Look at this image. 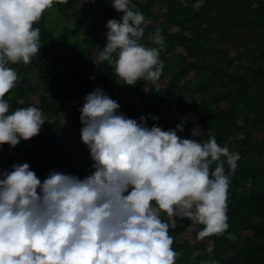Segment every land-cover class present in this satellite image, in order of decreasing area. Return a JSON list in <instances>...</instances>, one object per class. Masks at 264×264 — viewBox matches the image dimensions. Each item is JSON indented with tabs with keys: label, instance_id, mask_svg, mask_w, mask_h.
<instances>
[{
	"label": "clouds",
	"instance_id": "clouds-1",
	"mask_svg": "<svg viewBox=\"0 0 264 264\" xmlns=\"http://www.w3.org/2000/svg\"><path fill=\"white\" fill-rule=\"evenodd\" d=\"M54 2L0 0V150L38 134L45 121L35 105L10 111L5 95L18 80L11 65H27L39 53L34 25ZM110 3L122 15L106 21V44L93 62L106 61L127 85L143 80L155 88L164 68V37L157 29L151 37L156 46L140 43L144 15L135 0ZM17 104H24L22 97ZM119 109L100 86L84 96L81 140L93 163L83 178L49 170L41 181L28 162L0 169V264H176L180 253L169 229L177 217L203 225L199 239L226 234L239 153L215 135L205 141L179 136L182 122L148 126L147 119L158 115L130 118Z\"/></svg>",
	"mask_w": 264,
	"mask_h": 264
},
{
	"label": "trees",
	"instance_id": "trees-1",
	"mask_svg": "<svg viewBox=\"0 0 264 264\" xmlns=\"http://www.w3.org/2000/svg\"><path fill=\"white\" fill-rule=\"evenodd\" d=\"M135 3L144 15L140 43L156 46L151 37L157 29L164 37L160 53L164 68L158 85L153 88L143 80L127 85L106 61L93 62L106 44V21L119 20L122 15L110 0H56L57 11L77 25H64L55 34L47 27L46 9L34 25L40 29L39 53L27 65H11L18 80L5 95L10 111L35 105L45 121L33 137L21 139L12 148L3 145L0 169H10L13 162H28L41 181L49 170L80 178L90 174L93 161L81 140L79 108L84 96L100 86L119 103L118 111L130 118L153 113L159 119L148 118L146 123L163 129L182 122L184 130L179 136L205 141L215 135L219 144H227L240 155L228 189L226 234L199 239L203 225L177 217L176 227L169 229L172 247L180 253L176 264H205L212 259L219 264H264V0ZM64 61L69 62L66 71L74 83L71 90L58 73ZM31 72L38 83H33ZM21 97L22 105L17 104ZM73 98L70 128L62 115ZM187 231L191 238L182 234Z\"/></svg>",
	"mask_w": 264,
	"mask_h": 264
},
{
	"label": "rangeland",
	"instance_id": "rangeland-1",
	"mask_svg": "<svg viewBox=\"0 0 264 264\" xmlns=\"http://www.w3.org/2000/svg\"><path fill=\"white\" fill-rule=\"evenodd\" d=\"M64 25H70L75 27L77 25L76 21L73 19H67L66 17H64L63 15H61L56 7L54 5H52V7L47 9V27L51 28L53 30V32L55 34H60L63 26ZM69 62L68 61H64L62 62L59 67H58V73L60 74L63 82H65L66 86L68 87V89H72L74 86V83L72 81V79L67 75V71H66V67L68 66ZM31 76H33V73H30ZM32 81L33 83H38V79H36L34 76L32 77ZM76 101L75 99H71L68 102L67 105V111L65 113H63V121L65 123H67L69 125L70 128H72V124H71V120L69 117L70 114V110L72 109V107L75 105ZM191 232L187 231L182 233L184 236L190 237L191 238Z\"/></svg>",
	"mask_w": 264,
	"mask_h": 264
}]
</instances>
